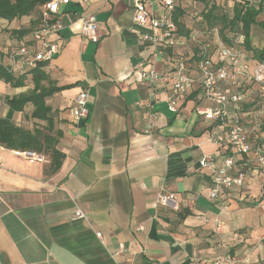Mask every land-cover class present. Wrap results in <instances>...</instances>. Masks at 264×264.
Segmentation results:
<instances>
[{
    "label": "crops",
    "instance_id": "crops-1",
    "mask_svg": "<svg viewBox=\"0 0 264 264\" xmlns=\"http://www.w3.org/2000/svg\"><path fill=\"white\" fill-rule=\"evenodd\" d=\"M241 1L259 0L210 2L233 11ZM195 3L206 6L177 1L183 35L197 31L194 19H202ZM155 8L162 11L159 3ZM135 13L133 0H72L62 7V48L45 71L57 87L70 86L47 99L63 133L57 146L63 158L57 168L49 156L30 163L0 149L2 264H264V167L211 139L227 132L198 114L209 106L198 81L177 99L174 113L171 74L152 89L142 80L139 63L168 74L172 57L192 52L181 38L174 48L145 42L149 30L135 24ZM89 15L99 22L97 43L81 34V18ZM252 33V46L264 47ZM10 64L20 71L18 60ZM33 87L30 75L20 88L0 80V116L9 111L8 97ZM83 90L89 114L75 122L71 109ZM151 93L153 109L139 107ZM32 110L16 113V124L28 123ZM205 156L219 167L234 157L231 174L243 170L244 186L212 199L213 177L199 167ZM166 194L175 195L173 206L159 203ZM78 209L88 221L73 218Z\"/></svg>",
    "mask_w": 264,
    "mask_h": 264
},
{
    "label": "built area",
    "instance_id": "built-area-1",
    "mask_svg": "<svg viewBox=\"0 0 264 264\" xmlns=\"http://www.w3.org/2000/svg\"><path fill=\"white\" fill-rule=\"evenodd\" d=\"M178 0H133L136 10L134 22L137 26L147 28L149 32L143 36L145 42L154 45L163 44L167 48H174L178 45L179 27L174 20L173 14ZM72 0H52L43 9L42 20L39 28L34 32L33 38L35 45H20L12 50L14 60L22 59L23 65L35 67L40 62L50 64L59 55L62 44L60 39L64 24L61 20L62 7L69 5ZM159 3L161 10L155 8ZM150 6V9L147 6ZM81 34L89 40L97 43L99 41V22L94 15L81 18ZM215 36L219 43L218 60L219 65H214L210 58L203 56L198 62L196 68L186 58L170 59L172 70L165 74L159 72L153 66H147L139 63L135 71L140 74L142 80L152 89L160 81L172 79V96L169 99V109L176 113L178 111L177 99L185 95L190 88L199 82L202 86L203 100L209 106L198 108L199 115L204 116L206 120L213 121L218 127L227 126V114L231 108L238 106L247 98V92L244 88V82L252 80L256 84L259 95V106L254 110L253 129H259L261 117L264 116V63L249 59L248 55L241 50L236 49V45L227 46L221 37V31L218 26L205 27L195 31L191 40L198 44L202 50H207L209 45L202 43V39L209 36ZM244 36L237 39V44L241 45ZM206 53V52H204ZM88 92L81 91L71 109V115L75 122H80L89 114ZM156 96L151 93L145 101H139L138 106L152 110ZM151 129L147 131L150 133ZM226 136L214 135L213 141L229 145L235 155L247 157L248 163L255 162L264 167V150L257 142L251 141L248 135V128L241 123L232 124ZM3 148L0 145V149ZM15 154L27 160L30 163H47L48 156L35 151H14ZM200 169L207 171L213 177V188L210 197L218 199L221 189L230 190L244 186L246 173L241 170L235 174L231 171L235 168V159L232 156L224 158L223 167H219L216 159L205 156L200 160ZM162 206L170 207L175 203L174 194L162 195L159 198ZM76 220H87L86 214L82 210H77L73 216ZM97 237L103 241L101 232H97ZM0 264L1 260H0Z\"/></svg>",
    "mask_w": 264,
    "mask_h": 264
},
{
    "label": "trees",
    "instance_id": "trees-1",
    "mask_svg": "<svg viewBox=\"0 0 264 264\" xmlns=\"http://www.w3.org/2000/svg\"><path fill=\"white\" fill-rule=\"evenodd\" d=\"M52 0H0V22H6L7 25H13L15 22L19 29L11 30V35L14 38V46L20 45H35L33 34L39 28L42 20V13L44 7ZM205 2V8L201 12L202 19L201 26L197 27V31L205 27L218 26L221 31L223 42L227 46L236 45V49L243 51L248 55L249 59L264 63V47L256 48L252 46V28L254 26L260 27L264 31V21H259V16L264 14V4L262 2L255 3L250 1H241L235 4L233 8V16L220 14L219 7L211 0H201ZM180 12L174 11L173 17L176 21L179 32L178 38L188 42L191 47L192 56L186 59L197 67L203 56L208 57L214 63L219 65V43L215 36L204 37L202 43H207L209 48L202 50V48L191 40L192 34L195 32L191 30L190 34L183 35L181 24L178 21ZM222 26H219V24ZM244 36V42L238 45L237 39ZM13 50V49H12ZM206 52V53H204ZM11 55L14 58V55ZM3 52L0 51V80L10 85L11 87L20 88L26 85L28 75H30L33 89L28 93L20 94L15 97H8L6 103L9 111L5 117L0 116V145L6 150L11 151H35L43 153L51 159L52 166L60 167L63 154L57 149L60 139L63 136L61 130L56 128L55 111L47 104V99L58 92L70 88V86L57 87L51 80L49 74L45 71L47 64L40 62L35 67L23 65L22 59H17L20 66V71L14 69V66L9 62L2 63ZM14 60V59H13ZM244 87L247 82L245 80ZM250 87L246 89L247 98L238 106V108H231L227 114V126L223 128L226 132L232 128V124L238 122L246 125L248 128V135L251 141L257 142L264 150V116L261 117L259 129H253V113L259 106V91L252 82ZM33 108L31 114L28 116V121L32 122L33 128H26L20 126L14 121L16 113L25 112L27 107Z\"/></svg>",
    "mask_w": 264,
    "mask_h": 264
},
{
    "label": "rangeland",
    "instance_id": "rangeland-1",
    "mask_svg": "<svg viewBox=\"0 0 264 264\" xmlns=\"http://www.w3.org/2000/svg\"><path fill=\"white\" fill-rule=\"evenodd\" d=\"M212 1V0H211ZM264 1V0H262ZM197 2H200V0H197ZM260 2V0L258 1V3ZM203 6H200L199 3H195L194 4V7H192V10L193 12H197L199 14H201V12L203 11ZM219 13L220 14H226L230 17L233 16V11L231 9H229L227 7V5L225 6H222L220 5L219 6ZM193 27H199L201 26L202 24L200 23V20L199 19H194V22H193ZM16 25H7L6 22H3L1 21L0 22V51L3 52V62L2 63H5V64H8L9 62L13 63V57L11 55V51L12 49L15 47L14 46V38L13 36L11 35V30H14V27ZM219 26H222V24L220 23ZM252 36H253V39H256V41H258V45L261 46V42L263 41V44H264V31L260 28H256L254 30V32L252 33ZM253 44V43H252ZM257 44V43H256ZM26 128H33L34 125L32 124V122L28 121V123H26L24 125Z\"/></svg>",
    "mask_w": 264,
    "mask_h": 264
}]
</instances>
